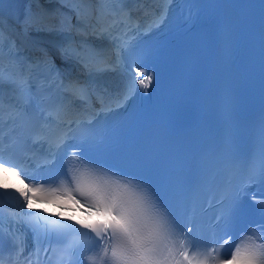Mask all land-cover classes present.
<instances>
[{
	"label": "bare ground",
	"instance_id": "1",
	"mask_svg": "<svg viewBox=\"0 0 264 264\" xmlns=\"http://www.w3.org/2000/svg\"><path fill=\"white\" fill-rule=\"evenodd\" d=\"M44 1L46 3L48 2V4H50V6L54 8V12H55L54 15H48V18H49L48 20L52 21L54 19V17H56V14L57 15L63 14L65 9H66L62 5L58 6L57 2H55L54 0H44ZM30 21H31V23L28 24V27L25 28V30L28 31L29 33H37L39 35H44L45 39H48V40L52 41V43H53V45H51L49 50L52 51L54 54L60 56L61 53L58 50L57 46L61 40V36L66 35V34H70L71 31L65 30L64 28L57 29L56 27H52V26H50L48 28H38L37 25L35 26L36 29H34V28H32V26H34V21H36V19H30ZM73 21L77 22V20H73ZM94 43L96 45L100 46L101 48H103L104 41L102 42L100 39H95Z\"/></svg>",
	"mask_w": 264,
	"mask_h": 264
}]
</instances>
